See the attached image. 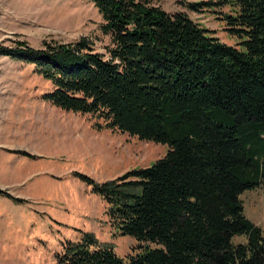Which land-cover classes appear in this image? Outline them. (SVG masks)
<instances>
[{
  "label": "trees",
  "instance_id": "16d2710c",
  "mask_svg": "<svg viewBox=\"0 0 264 264\" xmlns=\"http://www.w3.org/2000/svg\"><path fill=\"white\" fill-rule=\"evenodd\" d=\"M87 1L110 37L105 53L81 37L37 48L15 40L0 55L50 83L42 100L168 150L110 180L79 174L138 250L124 260L87 232L63 243L54 264H264V233L239 198L264 188V0L180 1L197 12L230 2L219 18L243 49L154 0Z\"/></svg>",
  "mask_w": 264,
  "mask_h": 264
},
{
  "label": "rangeland",
  "instance_id": "374dc122",
  "mask_svg": "<svg viewBox=\"0 0 264 264\" xmlns=\"http://www.w3.org/2000/svg\"><path fill=\"white\" fill-rule=\"evenodd\" d=\"M180 1L154 0L168 12L182 11L228 45L242 38L229 34L221 17L230 2L202 12ZM98 10L87 0H0V46L24 40L40 47L43 40L76 41L86 37L105 53L110 37L102 33ZM50 83L32 64L0 55V264H54L66 241L91 232L126 260L138 250L130 235H121L106 213V203L83 181L110 180L127 170L147 167L168 145L127 133L97 128L90 115L63 111L42 100ZM101 123V121H98ZM123 156V157H122ZM243 215L264 233V188L240 193ZM235 242L243 241L238 235Z\"/></svg>",
  "mask_w": 264,
  "mask_h": 264
},
{
  "label": "bare ground",
  "instance_id": "6f19581e",
  "mask_svg": "<svg viewBox=\"0 0 264 264\" xmlns=\"http://www.w3.org/2000/svg\"><path fill=\"white\" fill-rule=\"evenodd\" d=\"M123 157V156H122Z\"/></svg>",
  "mask_w": 264,
  "mask_h": 264
},
{
  "label": "crops",
  "instance_id": "0c3cea01",
  "mask_svg": "<svg viewBox=\"0 0 264 264\" xmlns=\"http://www.w3.org/2000/svg\"><path fill=\"white\" fill-rule=\"evenodd\" d=\"M50 103V102H49Z\"/></svg>",
  "mask_w": 264,
  "mask_h": 264
}]
</instances>
